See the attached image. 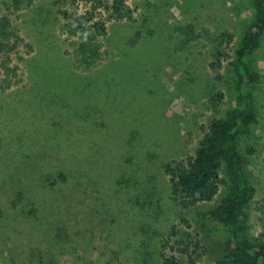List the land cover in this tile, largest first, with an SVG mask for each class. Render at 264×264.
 Here are the masks:
<instances>
[{
  "label": "rangeland",
  "instance_id": "1",
  "mask_svg": "<svg viewBox=\"0 0 264 264\" xmlns=\"http://www.w3.org/2000/svg\"><path fill=\"white\" fill-rule=\"evenodd\" d=\"M75 3L34 0L12 15L29 47L13 56L19 81L0 88V264H164L161 251L189 264L179 241L195 250L196 264H214L230 238L209 215L224 186L213 201L187 204L163 165L193 155L201 126L234 106V55L215 79L205 35L228 30L237 47L252 0H130L132 19L108 22L110 56L90 70L76 66L59 30ZM189 25L195 38L186 43L180 28ZM253 60L258 117L241 146L256 235L264 221V34ZM30 160L40 163L36 180L26 177Z\"/></svg>",
  "mask_w": 264,
  "mask_h": 264
},
{
  "label": "trees",
  "instance_id": "2",
  "mask_svg": "<svg viewBox=\"0 0 264 264\" xmlns=\"http://www.w3.org/2000/svg\"><path fill=\"white\" fill-rule=\"evenodd\" d=\"M34 0H7L5 11L0 15V69L5 76L0 83L2 90L19 81L17 64L12 62L21 46L29 47L12 15L30 6ZM59 26L62 35L72 46L76 66L90 70L110 56L104 47L111 20H130L133 9L130 0H75ZM132 1V0H131ZM84 6V10L80 9ZM253 20L243 33L241 42L234 46L235 37L230 31L205 35L208 46V68L215 79L222 77L224 60L233 54L229 63L235 75V104L224 117L211 115L201 126L194 154L185 159L163 165L170 175L174 192L181 194L187 204L213 201L219 187L224 195L209 209L210 217L230 230V238L221 257L214 264H264V221L256 235L249 232V204L254 189L252 174L246 168V152L241 138L248 127L257 122L258 108L253 87L261 74L254 67L253 56L261 46L264 34V0H252ZM180 28L184 42H190L191 26ZM220 98V94L218 95ZM218 103L213 105L214 111ZM26 158H29L26 156ZM40 163L28 162L26 177L33 174ZM221 173L223 176H221ZM36 180V179H35ZM42 181V180H40ZM182 253L189 264H196L199 256L189 250L186 241H179ZM164 264H176L161 251ZM42 263H45L42 257Z\"/></svg>",
  "mask_w": 264,
  "mask_h": 264
}]
</instances>
